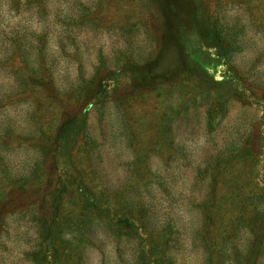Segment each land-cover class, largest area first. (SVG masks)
I'll return each mask as SVG.
<instances>
[{
    "label": "rangeland",
    "instance_id": "374dc122",
    "mask_svg": "<svg viewBox=\"0 0 264 264\" xmlns=\"http://www.w3.org/2000/svg\"><path fill=\"white\" fill-rule=\"evenodd\" d=\"M0 264H264V0H0Z\"/></svg>",
    "mask_w": 264,
    "mask_h": 264
}]
</instances>
